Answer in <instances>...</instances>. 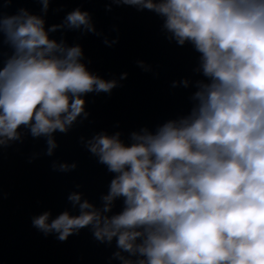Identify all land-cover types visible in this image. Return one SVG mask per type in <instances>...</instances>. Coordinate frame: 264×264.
I'll use <instances>...</instances> for the list:
<instances>
[{
  "label": "clouds",
  "instance_id": "clouds-1",
  "mask_svg": "<svg viewBox=\"0 0 264 264\" xmlns=\"http://www.w3.org/2000/svg\"><path fill=\"white\" fill-rule=\"evenodd\" d=\"M114 2L165 17L178 43L189 41L202 54L210 82L179 123L134 135L130 146L107 135L90 145L118 174L104 211L122 196L120 214L101 216L73 193L69 200L79 204L78 216L64 212L49 222L45 212L34 226L65 240L92 225L96 238L118 236L122 249L138 251L146 258L140 264H264V0ZM11 3L0 0V34L15 50L0 68V137L17 139L21 125L34 137L63 132L83 111V94L109 91L114 82L87 71L79 46L49 39L41 17L26 8L5 13ZM42 3L46 10L48 0ZM64 23L94 31L80 9ZM48 144L50 155L55 143Z\"/></svg>",
  "mask_w": 264,
  "mask_h": 264
}]
</instances>
